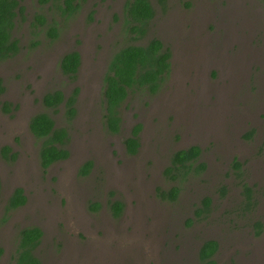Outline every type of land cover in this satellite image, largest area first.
I'll list each match as a JSON object with an SVG mask.
<instances>
[{
	"label": "rangeland",
	"instance_id": "1",
	"mask_svg": "<svg viewBox=\"0 0 264 264\" xmlns=\"http://www.w3.org/2000/svg\"><path fill=\"white\" fill-rule=\"evenodd\" d=\"M127 2L79 0L68 15L21 0L12 30L19 49L0 60V264L14 263L18 230L31 225L43 232L41 264H201L207 239L219 244L215 264H264L263 1L151 0L154 17L138 37L125 20ZM37 14L44 24L34 23ZM155 37L172 49L170 72L154 93L129 92L112 133L103 119L109 59ZM73 50L83 62L71 77L60 60ZM54 90L77 92L74 115L43 104ZM42 111L66 129L69 151L45 169L27 126ZM137 124L132 154L125 139ZM192 145L201 148L194 168L165 173L172 154ZM5 146L11 158L1 155ZM86 161L92 167L82 175ZM173 187L174 200L159 196ZM18 188L26 202L9 210L6 198ZM205 198L207 212L196 216ZM113 200L123 204L117 217Z\"/></svg>",
	"mask_w": 264,
	"mask_h": 264
},
{
	"label": "trees",
	"instance_id": "2",
	"mask_svg": "<svg viewBox=\"0 0 264 264\" xmlns=\"http://www.w3.org/2000/svg\"><path fill=\"white\" fill-rule=\"evenodd\" d=\"M75 0H66L68 11L76 10ZM164 2V0H160ZM264 3V0H262ZM185 5H189L186 1ZM125 15L127 18L128 29L131 32L145 34L148 24L154 16V9L151 0H132L126 4ZM22 16V7L18 0H0V60L14 54L19 49L18 40L12 36V30L15 27L17 17ZM37 22L45 21V17L38 15L35 17ZM55 35V33H53ZM170 48L165 46L161 39L151 38L146 44H128L119 48L111 57L108 66V72L103 78V98H104V123L107 129L112 133H117L120 128L121 118L119 107L132 90H148L151 93L156 92L165 76L170 71ZM79 54L76 51L69 52L61 57L60 69L65 74L74 77L79 66ZM0 82V93L3 90ZM75 91L73 95L65 96L61 90H54L44 95L42 101L48 108L55 111L61 104L65 106V111L72 116L75 114ZM29 128L32 134L41 141L39 150V162L42 168L49 164L68 157L69 151L64 146L67 140L68 132L65 128L55 127L52 116L45 112H38L31 117ZM140 124H137L132 135L125 139V145L129 153H136L140 145L137 132ZM64 146V147H63ZM201 149L197 145H192L175 151L170 160V165L165 169V173H170L175 177L189 173L194 167L193 163L197 161ZM199 168L204 167V163L199 164ZM235 166L239 164L236 162ZM92 167V161H86L80 173L86 175ZM196 170V169H195ZM173 173V174H172ZM179 189L173 187L168 191H161L159 196L162 199L174 200L178 195ZM25 202V196L22 189H15L8 199L7 209H12ZM210 205V199L205 198L203 208H198L196 214H202ZM112 214L117 217L120 215L123 204L119 200L110 202ZM97 208V204L91 206ZM43 232L38 226H25L19 230L18 245L14 255L13 264H41L35 254ZM217 242L215 240H206L199 249L198 256L201 264H215L211 258L216 251Z\"/></svg>",
	"mask_w": 264,
	"mask_h": 264
},
{
	"label": "flooded vegetation",
	"instance_id": "3",
	"mask_svg": "<svg viewBox=\"0 0 264 264\" xmlns=\"http://www.w3.org/2000/svg\"><path fill=\"white\" fill-rule=\"evenodd\" d=\"M38 1V3L40 4V5H44V4H47V3H51L52 4V6L53 7H55L56 8V4H57V9H59V10H61L63 13H65V14H72V13H74L76 10H77V8H78V3H79V0H75L74 1V3L77 5V7H76V10L75 11H73V12H70V11H68V9H67V7H66V0H37ZM130 1H132V0H128V2H130ZM160 1V0H159ZM185 1V0H184ZM18 2H19V5L22 7V16H23V14H24V12H23V10H24V7L22 6V4H21V0H18ZM127 2V3H128ZM161 2V1H160ZM164 2H165V0H164ZM164 2H161V3H163L164 4ZM152 6H153V4H152ZM188 6V5H187ZM124 13H125V9H124ZM37 15H40V14H37ZM36 15V16H37ZM22 16H18L17 17V20H18V18H20L21 19V17ZM154 17V16H153ZM127 16L125 15V20H126V22H127ZM22 20V19H21ZM34 23L36 24V25H40V24H44L45 23V21H42V22H37L36 21V19H34ZM17 25V21H16V23H15V26ZM129 32L131 33V35L133 36V37H138V36H140V35H143V34H139V33H137V32H131L130 30H129ZM162 41V40H161ZM163 42V41H162ZM164 44V43H163ZM165 46H167V45H165ZM168 47V46H167ZM119 49V48H118ZM118 49H116L113 53H112V55H111V57L113 56V54L118 50ZM73 51H76V50H73ZM170 51H171V57H172V49H170ZM72 52V51H71ZM78 54H79V59H80V63H79V66H78V68H77V71H76V73H75V75L78 73V71L80 70V67H81V65H82V56H81V54L78 52V51H76ZM65 55V54H64ZM111 57H110V59H109V62H110V60H111ZM171 57H170V69H171ZM109 62H108V66H109ZM170 72V71H169ZM107 73V72H106ZM105 73V74H106ZM65 74V73H64ZM68 76H70L69 74H67ZM74 75V76H75ZM105 76V75H104ZM2 83V82H1ZM9 106V104L8 103H4V110L5 111H7V112H9L10 110V108L8 107ZM12 109L14 108L13 106L11 107ZM33 116V115H32ZM31 116V117H32ZM30 120H31V118L29 119V121H28V124H27V126H28V130H29V132L32 134V132H31V130H30V128H29V123H30ZM25 126V125H24ZM32 136L33 137H35L33 134H32ZM38 139V138H37ZM189 147V146H188ZM9 147H7V146H5V147H3L2 148V150H1V155L2 156H4V157H8V158H11V155H10V152H9V149H8ZM139 148V147H138ZM183 149V148H182ZM201 149V148H200ZM39 150H40V147H39ZM201 153V152H200ZM38 156H39V151H38ZM64 160V159H63ZM59 161H61V160H59ZM53 163H51V164H49V166L50 165H52ZM48 166V167H49ZM234 166H235V163H234ZM48 167H46V168H48ZM0 188H1V179H0ZM15 191V190H14ZM13 191V192H14ZM13 192L12 193H10L9 195H8V197L6 198V207H7V203H8V199L10 198V196L13 194ZM22 192H23V195L25 196V202H26V195H25V193H24V191H23V189H22ZM24 202V203H25ZM23 203V204H24ZM23 204H21V205H23ZM21 205H19V206H21ZM19 206H16V207H19ZM15 208V207H14ZM208 209V208H207ZM10 210V209H9ZM207 212V210L206 211H203L202 210V214H200L199 216H202V215H204V213H206ZM195 213V215L196 216H198L197 214H196V211L194 212ZM20 230V229H19ZM19 230H18V233H19ZM207 240H214V239H207ZM206 241V240H205ZM204 241V242H205ZM216 241V240H215ZM203 242V243H204ZM217 242V241H216ZM202 243V244H203ZM202 244L200 245V247L202 246ZM17 245H18V237H17V242H16V247L14 248V252L16 251V249H17ZM200 247L198 248V249H200ZM218 247H219V244H218V242H217V248H216V251H217V249H218ZM216 251H214L213 252V254H212V256H211V258L212 259H214V254L216 253ZM198 252H199V250H198ZM198 258H199V256H198ZM200 259V258H199ZM214 261H215V259H214ZM12 264H13V262H12Z\"/></svg>",
	"mask_w": 264,
	"mask_h": 264
}]
</instances>
